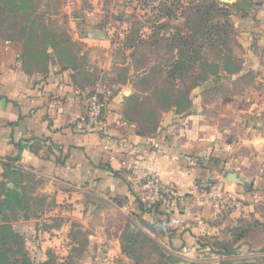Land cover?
I'll return each instance as SVG.
<instances>
[{
  "label": "crops",
  "instance_id": "1",
  "mask_svg": "<svg viewBox=\"0 0 264 264\" xmlns=\"http://www.w3.org/2000/svg\"><path fill=\"white\" fill-rule=\"evenodd\" d=\"M170 1L67 0L71 37L86 50L79 56L91 59L86 69L148 72L149 65L128 60L138 56L140 43L183 25L182 17L168 18ZM239 1L224 4L233 13L229 24L239 29L240 70L234 75L250 78V85L217 96L207 90L228 86L202 83L187 108L163 112L150 129L125 115L127 98L137 92L131 82L104 85V120L91 127L83 121L90 84L75 70L27 72L17 48L0 43V181L21 191L23 182L8 177L28 174L53 201L44 214L49 218L40 213L13 223L31 264H47L51 254L58 264H120L121 230L107 227L109 211L142 219L175 264H264V242L252 237L264 230V0H245L237 11ZM118 55L126 62H116ZM147 177L174 194L161 197L158 211L142 213L132 182ZM218 177L241 199L235 211H219L206 200V185ZM51 216L63 222L39 229ZM78 235L86 237L83 246Z\"/></svg>",
  "mask_w": 264,
  "mask_h": 264
},
{
  "label": "rangeland",
  "instance_id": "2",
  "mask_svg": "<svg viewBox=\"0 0 264 264\" xmlns=\"http://www.w3.org/2000/svg\"><path fill=\"white\" fill-rule=\"evenodd\" d=\"M228 1L232 0H188L185 1L186 5L178 0L170 1L166 11L168 18L182 17L183 25L168 29L167 34L159 40L140 43L138 56L128 60L129 64L137 67L149 65L146 73L132 75L125 68L115 69L109 75L99 73L96 68L86 69L91 59L85 55L79 56L81 51L86 50L71 37L69 22L72 16L65 8L67 0H0V43L17 48L18 59L27 72L56 73L72 69L77 79L90 84V87L131 82L137 92L127 98L125 115L150 129L157 124L163 112L171 108L179 111L187 108L193 90L202 83L210 81L227 85L228 89L207 90L208 94L217 96L240 92L250 85V78L234 75L240 70L237 56L240 49L236 38L239 29L228 22L233 15L229 12L231 7L229 9L224 4ZM243 2L246 1H239L238 8H235L237 11L243 9ZM250 10L256 12L253 7ZM94 53L95 59L101 57V50ZM100 60L103 61V57ZM115 61L126 62V59L118 55ZM259 94L264 99V88H259ZM8 178L23 182L21 191L16 192L15 187L8 188L4 180L0 181V195L9 189L7 201L1 203L0 200V205L4 207L12 226L22 216L28 218L41 213L43 218H49L44 214L48 213L53 201L49 193L37 190L41 186L39 180L18 172ZM105 221L107 227L115 232L121 230L123 256L120 264H175L173 257L161 249L154 236L151 237L146 230L154 229L142 219L131 214L128 217L119 216L109 211ZM62 222L63 219L59 221L52 217L41 222L39 229ZM252 235L255 242H264V230L257 229ZM78 238L80 246H83L86 237L78 235ZM17 240L16 237L12 240L11 252L22 248L26 253L24 237H20L19 244ZM82 250H76L74 254L79 255ZM57 258L56 254H51L46 263L58 264Z\"/></svg>",
  "mask_w": 264,
  "mask_h": 264
},
{
  "label": "built area",
  "instance_id": "3",
  "mask_svg": "<svg viewBox=\"0 0 264 264\" xmlns=\"http://www.w3.org/2000/svg\"><path fill=\"white\" fill-rule=\"evenodd\" d=\"M125 1L129 3L131 0ZM16 57L19 58L20 55L17 53ZM85 90L83 121L91 127H99L104 120L105 105L109 91L104 85H96ZM245 101L252 103V98L247 97ZM104 148L109 150L107 145ZM132 187L135 189L137 199L147 205H154L161 197H168L174 194L169 186L161 183L154 177L133 181ZM204 195L210 205L219 211L238 209L242 204L241 199L236 193L226 186L223 177H218L209 182L205 187ZM189 264L204 263L194 261Z\"/></svg>",
  "mask_w": 264,
  "mask_h": 264
},
{
  "label": "trees",
  "instance_id": "4",
  "mask_svg": "<svg viewBox=\"0 0 264 264\" xmlns=\"http://www.w3.org/2000/svg\"><path fill=\"white\" fill-rule=\"evenodd\" d=\"M13 174L14 172H12V175ZM8 192L9 189L7 188L5 190V197L3 200H1V203L7 201L9 194ZM160 199L154 205L144 204L137 199V207L142 213H151L152 211H158L159 205L161 203ZM165 202H167V204H170V201ZM1 205L0 214L2 216V219L0 220V264H31L29 259H27L28 257H26L25 251H23L22 248H17L14 253L11 252L12 242H14L12 240H14L16 237L18 239L16 242L17 244H19V239L23 235L13 229V226L7 220L6 213H4V207Z\"/></svg>",
  "mask_w": 264,
  "mask_h": 264
}]
</instances>
